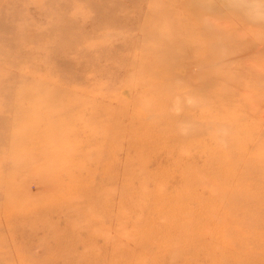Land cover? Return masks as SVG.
Listing matches in <instances>:
<instances>
[{
    "label": "rangeland",
    "instance_id": "obj_1",
    "mask_svg": "<svg viewBox=\"0 0 264 264\" xmlns=\"http://www.w3.org/2000/svg\"><path fill=\"white\" fill-rule=\"evenodd\" d=\"M0 264H264V0H0Z\"/></svg>",
    "mask_w": 264,
    "mask_h": 264
}]
</instances>
